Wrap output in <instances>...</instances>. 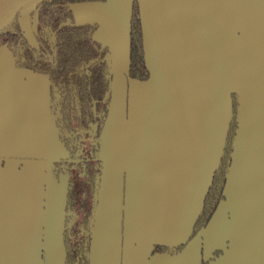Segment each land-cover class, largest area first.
Returning <instances> with one entry per match:
<instances>
[{
	"label": "crops",
	"instance_id": "1",
	"mask_svg": "<svg viewBox=\"0 0 264 264\" xmlns=\"http://www.w3.org/2000/svg\"><path fill=\"white\" fill-rule=\"evenodd\" d=\"M129 2L70 5L76 21L97 22L95 36L109 46L112 73L91 264H180L190 248L178 255L151 253L154 243L169 241L170 187L189 155L187 147L176 144L178 109L173 105L175 112H163L148 84L126 74ZM227 2L241 97L244 104L252 99L253 127L259 123L256 130L263 131L264 0H138L148 57L179 66L176 39L187 34L189 45L193 42L186 19L195 13L207 20L209 16L221 35ZM176 88L193 119L186 101L191 86L187 81ZM250 122L245 110L237 137L243 150ZM255 138L252 135L251 148ZM259 143L242 172L228 175L224 199L202 231L205 256L216 248L223 251L208 264H264V135ZM65 155L50 120L47 76L15 67L9 51L0 46V264H59L58 215L65 180L52 178L50 163Z\"/></svg>",
	"mask_w": 264,
	"mask_h": 264
},
{
	"label": "trees",
	"instance_id": "2",
	"mask_svg": "<svg viewBox=\"0 0 264 264\" xmlns=\"http://www.w3.org/2000/svg\"><path fill=\"white\" fill-rule=\"evenodd\" d=\"M105 0H37L29 15L37 28L39 46L36 48L24 35L15 16L0 32V46L5 45L18 67L46 73L49 76L51 96L50 116L57 137L66 151V157L76 155L78 146L90 140L87 148L90 159L84 162L82 175L79 163L54 161L51 173L67 176L62 240L64 264H89L92 222L97 204V191L102 173L100 159L101 133L111 101V72L106 61L107 47L94 38L96 22L76 23L70 4ZM36 17V18H35ZM35 19V20H34ZM40 34V35H39ZM51 56V62L47 55ZM128 76L137 80L148 79L150 72L145 62L142 23L139 4H131L129 30ZM231 119L228 124L222 153L188 237L198 236L224 199L223 189L231 164L233 143L238 128V94L230 93ZM56 99V104L54 100ZM82 148V147H81ZM86 150V148H85ZM84 152V148L82 150ZM83 156L82 153L80 154ZM71 211L77 218L70 221ZM80 234L82 243L73 242L70 234ZM78 245L80 248H78ZM172 246L155 244L153 251L170 250ZM81 251L80 256L77 252Z\"/></svg>",
	"mask_w": 264,
	"mask_h": 264
},
{
	"label": "water",
	"instance_id": "3",
	"mask_svg": "<svg viewBox=\"0 0 264 264\" xmlns=\"http://www.w3.org/2000/svg\"><path fill=\"white\" fill-rule=\"evenodd\" d=\"M36 1L37 0H0V32L15 15L24 16L25 20L29 18V12L35 7ZM105 1L81 3L102 5ZM132 1L133 0H130L128 8V52L126 65L127 76ZM194 15V18L192 16L189 18V20L186 19L192 30V44L189 45L190 35L186 34L183 36H178L177 39L175 38L178 49H181L178 50L181 62V64L179 63V66H172L170 62L168 63L161 57L158 60H151L148 57V51L146 48L142 27L144 57L150 75L148 79L143 81L132 78L136 81L145 82L148 84L149 91L153 97H155L156 100L160 102L159 107H162L163 112L166 109H172L174 111V106L176 109H178L179 114H177V119L175 118V126L177 128L176 144L179 145L180 149H185L187 147L189 155L187 163L184 164V167L177 176L175 183H173L170 187L171 202L168 213L169 241L166 243H154L152 245V250L155 244L166 246L180 244L181 242H176V238L183 234L185 239H187L188 235L190 234L192 225L202 208L205 194L209 188L214 171L218 165L219 158L222 153L228 124L231 119V92H237L238 94V128L234 138L231 164L227 173V178L230 173L236 174L238 172H242V170L250 163L253 153L260 145V138L264 135V130H256L259 123L255 124L253 127V123H256V121H254V119L256 120V116H252L250 113L251 107L249 106L252 104V99L248 97L246 99V104H244V100L241 97V86L238 71L234 65V23L232 22L231 18L230 3L227 2L226 4L224 29L222 30L221 35L217 32V29L212 28L209 16L207 20L204 16H198L197 13ZM74 21L76 23H84L78 22L75 19ZM86 22L96 21L93 20ZM20 24L24 31L25 37L29 40V42L35 44L36 42L32 37L28 22L26 23V26L22 21H20ZM94 38L96 39L95 35ZM190 64L196 65L190 66ZM187 81L188 85L191 86V90H189V96L186 97V101L188 100V106L194 116L193 119L190 118V115H188L184 110L183 107H186V104L183 103L182 98L176 88V84H180V86L186 85ZM111 102L112 97L110 101L109 112L111 109ZM245 110L249 112V115L251 116V122L249 123V126L245 128V131H250V136L247 138V147H245L243 150L241 147L242 145L240 146L237 144V137L240 130L241 115L242 113H245ZM109 112L106 120L108 119ZM163 112L161 111L160 114L162 113L164 117L166 115L163 114ZM252 135L256 137L253 140L256 142L253 148L250 147ZM234 157L236 160L233 162ZM100 159L102 161L103 173L104 162L101 156V144ZM57 160H60V158ZM54 161L50 163V173L51 165ZM51 176L54 178L52 173ZM100 180L97 191V203L101 183ZM66 186L67 183L65 182L61 187L62 207L60 210L61 213L58 215L60 220L59 264H64L65 256L62 232ZM95 213L96 208L92 222L93 225ZM93 225L92 234L94 227ZM202 231L199 235L202 234ZM91 244L89 251V264H91Z\"/></svg>",
	"mask_w": 264,
	"mask_h": 264
},
{
	"label": "flooded vegetation",
	"instance_id": "4",
	"mask_svg": "<svg viewBox=\"0 0 264 264\" xmlns=\"http://www.w3.org/2000/svg\"><path fill=\"white\" fill-rule=\"evenodd\" d=\"M71 5V4H70ZM74 17V16H73ZM36 18V17H35ZM35 20V19H34ZM20 21H22L23 22V24L26 26V23L28 22V26H29V29H30V31H31V33H32V37L34 38V40H35V44H32L31 42V44L32 45H34L36 48H38V46H39V43H38V39H37V35H38V33H37V28H35V26H34V21H33V19H32V17H30V15H29V18H27L26 20H25V17L24 16H18V24L20 25V27L22 28V26H21V24H20ZM97 27H98V24L96 23V29H97ZM96 29L94 30V35H95V32H96ZM40 35V34H39ZM29 41V40H28ZM96 41L98 42V43H100V45H102V46H105V47H107V49H108V52H107V54H106V61H107V63H108V66H109V61H108V59H107V55L109 54V46L107 45V44H104V43H102V42H100L97 38H96ZM2 46H5V45H2ZM6 47V46H5ZM6 49L8 50V48L6 47ZM10 55H11V53H10ZM11 57H12V59H13V56L11 55ZM47 58H48V60L51 62L52 60H51V56L48 54L47 55ZM13 62H14V59H13ZM14 65H15V67H17V68H20V69H25V70H30V69H26V68H21V67H18L17 65H16V63L14 62ZM109 69H110V66H109ZM31 71H33V70H31ZM33 72H35V71H33ZM111 72V71H110ZM35 73H38V72H35ZM38 74H43V75H46L47 76V79H48V92H49V114H50V104H51V96L53 97H55V98H57V93L56 92H54V94H52L51 93V91H50V85H49V76H48V74H46V73H38ZM111 80H112V73H111V78H110V95H111ZM111 97H112V95H111ZM54 100V103L56 104V102H57V100L56 99H53ZM50 120H51V122H52V124H53V121H52V119H51V116H50ZM53 126H54V124H53ZM55 131H56V128H55ZM56 136H57V132H56ZM57 139H58V137H57ZM58 142H59V140H58ZM84 143H83V146L82 145H79L78 146V150L76 151V155H74L72 158H70V157H66V155L64 156V157H62V158H60V161H62V164H59V166H61L62 165V167H63V163L64 162H73V163H79V165H78V169H80V172L81 171H83V165H84V162L85 161H88L89 159H90V155L89 154H91L90 152H88L89 151V149L87 148L89 145H91V141L90 140H88V144H87V141H83ZM60 143V142H59ZM60 145H61V143H60ZM62 146V145H61ZM63 147V146H62ZM82 147V148H81ZM83 148H84V152H82V150H83ZM85 148H86V150H85ZM82 153V157H81V154ZM82 173L83 172H81V173H79V175H82ZM66 179V181H67V176H66V174L65 173H59V175H58V177L57 178H55L57 181H61L62 179ZM227 179V178H226ZM226 184V183H225ZM223 193H224V189H223ZM219 204V203H218ZM216 209H217V207H216ZM215 209V210H216ZM77 211H71V215H70V218H69V220L72 222V221H74L78 216H77V213H76ZM215 212V211H214ZM214 214V213H213ZM213 216V215H212ZM212 216H211V218H212ZM76 217V218H75ZM210 218V219H211ZM210 222V220L208 221V223ZM208 223L206 224V226L208 225ZM206 226L202 229V230H204L205 228H206ZM75 235H73V234H70V238L73 240V242H75V243H78V244H80V243H82V238L80 237V234H77V232L76 233H74ZM90 240H92V235H91V238H90ZM166 246V245H165ZM78 248H80L79 247V245H78ZM186 248H190L189 250V252L186 254V256H185V258L181 261V263L180 264H192V263H194V262H197L198 264H208V263H210V262H212V261H215V259L216 258H218L222 253H223V251L221 250V249H219V248H216V249H214V250H212L211 251V253L209 254V256H205L204 255V249H203V239H202V235H198V236H193V237H187V239H185L183 242H181L180 244H175V245H172V248L170 249V250H168L167 252H166V249L165 250H162V251H160V250H152V255H162V254H167V255H178V254H180V253H182V252H184L185 250H186ZM186 252V251H185ZM184 252V253H185ZM80 253H81V251H78L77 252V256L76 257H79L80 256ZM72 264H75V263H73L72 262Z\"/></svg>",
	"mask_w": 264,
	"mask_h": 264
},
{
	"label": "rangeland",
	"instance_id": "5",
	"mask_svg": "<svg viewBox=\"0 0 264 264\" xmlns=\"http://www.w3.org/2000/svg\"><path fill=\"white\" fill-rule=\"evenodd\" d=\"M15 20L18 22V15L15 16ZM63 180L66 182V179L63 178Z\"/></svg>",
	"mask_w": 264,
	"mask_h": 264
}]
</instances>
